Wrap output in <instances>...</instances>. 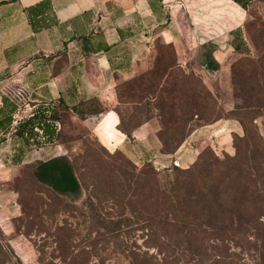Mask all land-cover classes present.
<instances>
[{
	"label": "rangeland",
	"instance_id": "rangeland-1",
	"mask_svg": "<svg viewBox=\"0 0 264 264\" xmlns=\"http://www.w3.org/2000/svg\"><path fill=\"white\" fill-rule=\"evenodd\" d=\"M155 1L165 13L162 31L150 33V38L156 36L149 45L151 59L119 86L126 102L120 108L123 126L131 130L163 114L159 125L162 129L164 121L169 127L172 148L174 141H181L208 120L199 121L197 116L190 120L196 106L201 112H213L211 124L206 125L210 127L196 133L195 150L178 167L185 171L198 164L201 171L193 169L191 175L182 176L172 165L159 170L155 164L135 165L120 154L108 159L85 124L65 117L63 129L75 140L71 144L74 157L81 164L86 160L83 175L90 188L78 201L64 202L45 190L33 196L24 167L13 172L12 181L2 180L0 190L6 196L16 192L15 199L24 201L28 216L15 223L16 233L11 236L0 230V264H264V3L253 2L245 10L233 0ZM219 3L225 5V13ZM166 30L173 34L172 40ZM218 40L223 42L211 43ZM220 46L227 72L207 84L204 55ZM55 151L49 146L43 155L35 152L27 163L49 158ZM215 158L227 162L221 173L213 165ZM113 161L129 170L148 172L142 195L139 191L137 197L123 198V192L117 193L121 189ZM100 172L104 193L121 197L115 204L99 205L92 197L93 180ZM172 182L180 183L178 192L199 212V217H193L190 242L177 228L153 233L142 220L167 208L163 197L170 195ZM240 184L249 190L247 200L238 207ZM221 196L229 199L226 205ZM127 217L132 223L124 220ZM166 217L173 224L168 209L162 219ZM117 221L122 225L116 228ZM57 233L61 242L54 237Z\"/></svg>",
	"mask_w": 264,
	"mask_h": 264
},
{
	"label": "crops",
	"instance_id": "crops-1",
	"mask_svg": "<svg viewBox=\"0 0 264 264\" xmlns=\"http://www.w3.org/2000/svg\"><path fill=\"white\" fill-rule=\"evenodd\" d=\"M219 5L225 13V5ZM157 6L155 0H0V123L16 107H27L23 113H28L51 105L62 128L65 117L78 120L108 152L135 165H185L195 150L196 133L210 126L193 132L174 154L163 151L157 117L134 128L132 137L119 128L123 104L118 89L151 59L149 45L156 36L150 38V33L161 32L165 19ZM165 35L172 40L171 32L166 30ZM220 49L204 55L207 84L227 72ZM92 99L99 100L102 113L81 120L70 110ZM16 138L0 128V182L12 181L14 171L34 163H27L29 157L35 152L43 155L49 147L27 149L23 165L16 166L11 161L19 150ZM53 146L55 154L40 160L67 153L60 141ZM8 193L0 190V230L5 236L16 233L14 220L22 216L16 192Z\"/></svg>",
	"mask_w": 264,
	"mask_h": 264
},
{
	"label": "trees",
	"instance_id": "trees-1",
	"mask_svg": "<svg viewBox=\"0 0 264 264\" xmlns=\"http://www.w3.org/2000/svg\"><path fill=\"white\" fill-rule=\"evenodd\" d=\"M235 3L240 5L242 8L247 10L253 2L260 1L264 3V0H233ZM210 94V93H209ZM118 98L122 104L126 102L123 100V96L121 94L120 88L118 89ZM26 108L19 109L16 107L13 109V114L4 122L0 123V128L7 129L9 132L12 131L14 135L17 137L16 140L18 141V152L15 154L11 161L13 165L22 166L25 153L27 149H31L33 151L38 150L42 147L53 146L58 141L66 145L67 153L61 156L50 158L46 161L39 160L34 163H31L26 168V175L29 176L30 182L34 187V194L41 193L42 191H47L51 197H54L55 200L59 199L60 201H78L82 196L83 192L87 191L90 186L87 183V179L84 177V168L86 167V160L85 163H79V158L74 157L75 150L71 147L73 141L70 139V135L63 132L62 123L60 122L59 114L56 112L55 107L51 105H42V107H38L36 109L31 110L28 113H23ZM195 111L190 113V120H194L197 116L199 121L206 120L205 124L199 126L203 127L206 125L211 124L210 120L214 114L211 111L205 109L203 112L200 111V107L196 106ZM74 115L78 116L81 120H86L90 116L98 115L102 113L105 109L100 105L98 99H92L86 102H82L79 105L74 106L70 109ZM201 112V113H200ZM208 113V114H207ZM17 114V116H16ZM121 114V112H120ZM122 121L119 125V128L128 134L129 137H132V130L138 126H141L143 122L137 123L131 130H127L124 125V117L121 114ZM158 119L163 118V114L157 117ZM149 120V119H148ZM217 118L215 121H218ZM242 124L246 125L245 121L240 120ZM213 123V122H212ZM167 124L162 122V129L159 132V137L163 146V151L165 153L174 154L180 148V146L186 141V139L192 134H187L181 141H174L176 144L175 147L170 148L172 144V135H167ZM247 128V127H246ZM66 134V137L63 136ZM251 139V137H250ZM254 137H252V140ZM96 140V139H95ZM97 141V140H96ZM251 143V140H249ZM98 142V141H97ZM99 143V142H98ZM100 144V143H99ZM101 145V144H100ZM101 147L103 150L106 151L108 154V159H113V154L108 152L102 145ZM74 157V158H73ZM222 161L215 158L214 164L215 166L220 168V173L225 167V163H220ZM94 163V161H93ZM101 163V162H100ZM95 164V163H94ZM153 165V163H147ZM145 165V164H144ZM190 168L188 170L179 169L178 165L173 164L178 175H191L193 173V169H196L197 172L201 170H197V166ZM113 171L119 173V177H115V181L118 182V187L121 190L117 191V193L123 192L122 197L126 198L128 194H131V198L137 197L138 192L143 194V185L145 184V180L148 176L147 171H138V170H129L124 168L123 166H119L116 162L111 163ZM227 168V167H226ZM156 173H160V171L154 170ZM97 177H94L93 180V187L95 188L92 197L95 198L99 205L103 204L104 202L111 201L112 203H116L120 197L119 194L112 193V195H107L104 193L103 189H101V185L103 184V180H105L102 176V172L96 174ZM115 176V175H114ZM180 184L179 182H172L170 184L171 188L169 190L170 195H164L163 197V204H167V208L170 215L172 216L173 224H169L166 220L167 217L162 219L166 209H163L162 213L158 216L147 217V219H142L146 222L147 227L151 228L153 233L159 228L161 231L167 232L169 229L168 227L177 228L178 233L181 237L186 239L188 242L192 240L194 237L193 228L195 227V221L193 217H199L196 211L192 210V206L188 205L189 198L183 195L181 192H178L177 185ZM240 189H244L239 192ZM126 190V192H124ZM249 188L244 185H239L237 188L238 194L240 199L238 201V207L242 205L246 200L247 191ZM206 193V191H204ZM21 193V192H20ZM203 196H207L208 194H203ZM212 196V195H210ZM218 200V199H216ZM228 198L221 196L220 201L223 205H226L228 202ZM128 200V202H130ZM18 203L22 208V216L14 220V223H19L23 220L26 216H28L26 212V204L23 200H19ZM82 204H87V201H82ZM243 206V205H242ZM127 222H131L132 220L130 217L125 218ZM115 227H120L122 225V221L114 222ZM55 239L61 242L62 237L57 233L54 235ZM132 264H155L149 261L148 263H139L134 262Z\"/></svg>",
	"mask_w": 264,
	"mask_h": 264
},
{
	"label": "water",
	"instance_id": "water-1",
	"mask_svg": "<svg viewBox=\"0 0 264 264\" xmlns=\"http://www.w3.org/2000/svg\"><path fill=\"white\" fill-rule=\"evenodd\" d=\"M157 168L160 170L161 168H163L162 166H157Z\"/></svg>",
	"mask_w": 264,
	"mask_h": 264
}]
</instances>
